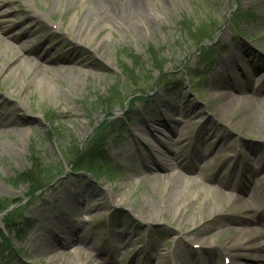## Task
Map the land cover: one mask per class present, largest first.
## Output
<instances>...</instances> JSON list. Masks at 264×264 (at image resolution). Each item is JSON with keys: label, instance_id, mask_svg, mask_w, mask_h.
<instances>
[{"label": "rangeland", "instance_id": "obj_1", "mask_svg": "<svg viewBox=\"0 0 264 264\" xmlns=\"http://www.w3.org/2000/svg\"><path fill=\"white\" fill-rule=\"evenodd\" d=\"M5 1L0 264H59L61 255L78 257L80 243L66 244L73 219L97 233L85 244L92 264H182L183 258L186 264H264V247L257 251L264 245V223L254 214L264 209V110L257 114L259 127L246 116V100L258 98L253 78L264 79V0H142L150 24L102 23L88 38L73 35L71 27L87 0H70L68 8L64 0L54 6L52 0ZM114 2L128 7V0ZM14 52L23 59L13 58ZM50 56L46 70L31 66ZM222 56L233 57L228 70L215 65ZM236 78L242 93L235 90ZM227 94L239 99L236 108ZM166 117L169 128L158 126L153 135L147 126L136 130L143 118L150 127ZM104 134L110 137L105 152L93 158L87 147ZM180 135L186 139L184 161L170 160L172 172L194 177L206 190L214 178L228 181L226 193L239 196L241 204L206 192L219 212L215 217L199 223L198 207L172 220L164 215L170 208L161 203L168 196L157 174L168 172L148 171L144 161L158 141L178 150ZM32 169L35 181L18 177ZM256 170L258 177L249 182ZM51 176L35 192L37 181ZM91 199L100 205L94 208ZM146 202L150 212L138 208ZM147 215L154 217L149 223ZM119 234L126 244L114 249L111 241L121 243ZM233 241L242 247L226 254L227 263L220 246Z\"/></svg>", "mask_w": 264, "mask_h": 264}, {"label": "bare ground", "instance_id": "obj_2", "mask_svg": "<svg viewBox=\"0 0 264 264\" xmlns=\"http://www.w3.org/2000/svg\"><path fill=\"white\" fill-rule=\"evenodd\" d=\"M51 1V0H50ZM58 1L61 2V0H52L51 6ZM68 1L70 0H64L66 8L68 5ZM86 4L88 6L83 10V13L78 16V19L76 20L75 24L72 25V32L73 35L79 36L80 38H83L84 36L86 38L94 36V33L96 31H99L100 27L99 25L104 23L105 26L111 27L114 25V23H125V22H132L135 23L137 22L139 24H150L151 19L148 16L145 6L142 2V0H128L127 5L128 7L125 10L120 9L119 7L116 6L114 0H87ZM6 1L5 0H0V7L4 5ZM28 1H25L26 7H29ZM6 14H10L8 11H6ZM35 15H39L35 13ZM81 34V35H79ZM13 38V37H11ZM74 39L79 40V38L74 37ZM4 41V38H0V42ZM80 42V40H79ZM82 42V41H81ZM54 50V49H53ZM13 58L17 59H23V55L20 52H14L13 53ZM229 60L227 59L226 62H231L234 61L233 57H229ZM52 59V56L48 57L47 59H43L42 61H36L34 62L31 66H35L38 68H41L43 70H46L47 67L44 65V62H50ZM238 61V60H237ZM239 63V62H238ZM224 65V64H223ZM239 69V68H238ZM236 70V69H235ZM237 72V71H236ZM14 74H18V67L14 68ZM233 74H236L233 71ZM238 74V73H237ZM244 74H246V78L249 79V74L248 72L244 71ZM254 77V82L253 86L255 89V93L258 92L260 89H262V92L264 91V79L261 80V76ZM260 79V80H258ZM240 81L239 79L236 78L235 80V90L237 92L242 93L244 91L243 88H240L241 85H239ZM226 98L229 103V105L232 106V108H236L237 104L239 103V99L236 98L232 94H227ZM252 98V97H248ZM261 98V97H260ZM260 98L256 99H249L247 101L246 105V116H248L251 120V126L252 127H259V119L257 118V114H262V110H264V101L259 100ZM241 103V102H240ZM262 109V110H261ZM174 112H177L176 114L180 113V110L177 109V107L173 108ZM174 116V115H173ZM172 116V118H173ZM169 117H166L162 120H158L153 125H148V120L143 118L139 120L136 124V130L141 131L142 126H147V134L153 135V132L158 130V126H163L166 128H169V123L168 119ZM174 120V119H173ZM3 122L0 121V126H2ZM183 135H180V138H178L175 142V144L178 145V150L174 149L172 147V144L169 141H158V145L154 148L153 151L150 152V156H148V160L144 161L146 162V169L148 171L150 170H156L157 171H167L168 173L166 175H158L157 178L160 180V182L163 183V188L164 191L166 192L167 196L166 198L162 199V206L170 208V210L164 215L168 217L169 219L172 220L175 216L180 218L182 215L186 214L188 211L193 209L194 207H198L197 210L198 214L200 216V219H198L199 223L203 221H207L208 219H211L218 215V210H216L214 207L211 206L210 202L204 198L203 193H210L214 199L220 200L222 198H227L231 201H237V204H241L243 201L239 196L233 197L232 195H229L226 193V189H231L232 186L228 184L226 181H218L212 179L211 182L213 185L209 190L206 189H200L197 185H199V181L195 179L194 177H186L183 176L179 173L172 172L173 171V163L170 160H181L184 161V153H183V148H184V143H185V138H182ZM205 153L208 154V151L205 150ZM161 154H165V157H161ZM128 155L130 156L131 153L128 152ZM171 156V158H169ZM151 160H156V163H154V167L151 166ZM251 160V159H250ZM208 161V159H204L201 161V164L205 163ZM153 163V162H152ZM249 165V163H248ZM171 171V172H170ZM203 171V169H202ZM257 175V176H256ZM259 175L258 170L253 171L252 173V179L249 180V182L254 181V178H257ZM198 182V184H197ZM245 189V188H244ZM233 190L236 191V188H233ZM252 198L255 200L258 198V194L252 192ZM85 201V200H84ZM94 201V202H93ZM172 201H175L172 203ZM94 204V208L99 206L100 204L98 202H95V199H91V204ZM198 204V206L196 205ZM140 210H147L150 212V209L152 208L151 204L146 203H140L139 207ZM251 211V208H250ZM258 211H261V214H258ZM250 213V212H248ZM254 214L259 216V220L264 223V209H261L259 206L257 209H255ZM76 218V217H75ZM154 217L151 215L144 216L143 219L145 222L149 223L151 219ZM178 221V220H177ZM77 225V226H76ZM66 232H70V240H66L67 246H73L77 243H80V245L76 246V250L80 252L78 254V257L75 256V254H72L71 258L68 259L69 257L66 255H61V259L63 260L59 264H71L72 262L70 260H77V258L80 257L79 260L76 261V264H92L89 262L87 259L88 257H85V250L86 246L85 244H90L91 238H94L97 233L92 232V228L88 227L87 225L84 224L82 221L79 222V219H73V222L69 223L67 225ZM183 227V224H181ZM65 228V227H64ZM261 235L264 237V234L261 233ZM120 238L121 243H116L111 241V246L114 247V249H120L122 248V245L126 244L125 240L123 239V235L119 234L118 235ZM121 236V237H120ZM243 245V244H242ZM222 248V253L225 255L228 253H231L235 249L241 248L242 246L240 243H237L236 241H233L230 244L224 243L223 245L220 246ZM264 247L263 244H259L257 246V251L262 253V248ZM262 257L264 258V253H262ZM77 257V258H76ZM226 257H228L226 255ZM152 258V257H151ZM181 261V260H179ZM214 263H219V258L213 261ZM182 264H186V259L183 258Z\"/></svg>", "mask_w": 264, "mask_h": 264}, {"label": "trees", "instance_id": "obj_3", "mask_svg": "<svg viewBox=\"0 0 264 264\" xmlns=\"http://www.w3.org/2000/svg\"><path fill=\"white\" fill-rule=\"evenodd\" d=\"M212 61L213 60L211 58V61H209V62L211 63ZM113 134L115 135V136H113V138H115L116 137V131L113 132V133H111L110 137ZM108 137H109L108 134L107 135L104 134L102 138H96V140L94 141V143L92 145H90V144L88 145L86 152L88 151V154L89 155H91L93 158H97L98 159L105 152L104 151V148H105V145H106L105 144L106 143L105 141H107ZM35 168H38V167L35 166ZM33 173L34 172H33V169H32V170H29L27 172L20 173L18 177H21L24 181H31V182H33V181H35L34 180ZM52 178H53V176L47 178L45 181L38 180L37 183H36L37 188L35 189V192H38V191L42 190L43 188H45L49 184V181L52 180ZM4 210H6V209H4Z\"/></svg>", "mask_w": 264, "mask_h": 264}]
</instances>
